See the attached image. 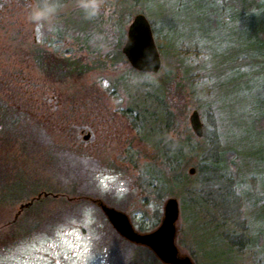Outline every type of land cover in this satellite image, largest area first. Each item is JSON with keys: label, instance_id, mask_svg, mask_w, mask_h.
I'll return each mask as SVG.
<instances>
[{"label": "rangeland", "instance_id": "374dc122", "mask_svg": "<svg viewBox=\"0 0 264 264\" xmlns=\"http://www.w3.org/2000/svg\"><path fill=\"white\" fill-rule=\"evenodd\" d=\"M54 1L0 0V95L23 110L29 124L14 147L0 141L8 167L0 169V199L18 173L26 182L38 179L60 191L27 211L0 200V224L17 220L3 230L12 237L6 246L1 243L0 264H137L135 251L146 246L121 235L100 203L124 212L132 228L145 234L163 223L169 197L179 202L174 226L181 256L195 264H264V178L258 170L264 168V133L247 124V117L264 109V76L244 75V63L236 61L247 38L253 39L252 20H225L224 0H138L135 9L149 20L161 54L162 68L148 79L165 81L175 127L169 136L194 133L190 115L197 109L205 136L212 137L209 149L224 153L228 133L227 149L237 153L240 165L237 172L224 167L200 172L194 165L195 174L174 194H154L140 167L152 152L142 134L162 118L146 92L132 99L124 89L125 75L126 83L135 82L127 74L130 66L80 69L54 79L37 66L32 49L55 47L45 42L55 36L47 21L53 24L81 5L67 0L60 8ZM45 5H55L56 16L51 13L38 26L30 15ZM58 45L72 50L66 66L77 59L93 63L74 38ZM175 46L189 52L181 55ZM135 105L149 123L143 133L130 124V115L135 117L129 108ZM243 177L255 188L240 183Z\"/></svg>", "mask_w": 264, "mask_h": 264}, {"label": "trees", "instance_id": "16d2710c", "mask_svg": "<svg viewBox=\"0 0 264 264\" xmlns=\"http://www.w3.org/2000/svg\"><path fill=\"white\" fill-rule=\"evenodd\" d=\"M66 1L56 0L51 4L60 3L59 7L61 8ZM102 1L103 3L101 2L98 13L94 16L89 15L81 6L73 8V10L67 12L65 15L61 13V15L56 16L53 13L58 22L59 20H63V24L56 22L55 18L53 24L47 21L49 25H52V32H54L55 36L47 37L45 42L46 45H55V47L54 50H47L44 46L38 47L36 51L32 49L37 66L50 79H54V76H59V74L61 75L59 78H64L80 69L89 71L93 68L116 69L123 64L130 66V70L133 73L128 70L127 74L134 75L135 82L126 83L129 77L125 75L124 89L132 99L137 96H139V99L143 98L144 96L141 95L143 91L146 92L145 97L158 110L159 118H162V120L158 119L159 124L154 125V128L148 130L147 124L149 123L148 121L146 122L144 114L141 113L143 109L137 105L129 108V112L132 111L135 117L134 119L130 115L132 119L130 124L142 133L144 129H147V133H143L142 135L143 139L151 144V160L144 162L141 166L139 162H136L135 165L143 167L145 180H148V188L154 194L158 191L174 194L176 188L184 183L187 184L191 178L190 173H187L189 172L187 171L189 165H195L200 172L205 168L219 171L223 167L224 170L232 168L237 172L240 168L238 160H236L238 155L232 149H227L229 147L228 139L230 138L228 133L224 134V153L223 151H218L217 148L209 149L208 146L211 143L212 137H206V132L203 137H198L192 132L188 133L185 137H182L180 133H178L177 137L169 136V131L175 127L172 122V111L167 109L166 91H164L166 90L165 81L163 79H148V77H151V73L133 68L122 52L127 39V25L138 14L135 9L138 0ZM225 9H228L226 15H224L227 21L232 22L237 19L252 20L249 24L251 28V32L249 33L253 39L247 38V48L244 47V50L237 55L236 61L241 64L244 63V75L250 72L252 75L259 74L260 76H264V0H224ZM71 17L74 19H71ZM73 31H77L78 34L74 35L71 33ZM70 37L80 42V47L83 51L86 50L92 55L93 63L81 64L82 62L77 59L66 66L65 62L68 63L72 50L66 49L65 51H61L57 45ZM182 49L180 50L175 46L173 50L181 55L189 52L187 48ZM28 54L32 55L30 49H28ZM91 57L88 58L90 59ZM146 78L148 81H142V79ZM3 99L0 95V141L5 143V145L8 144L9 147H14L17 139L21 137V129L26 130L29 124H24L25 120L23 118L25 113L23 110L16 107L13 108L7 99ZM247 118V124L250 129L251 125H253L256 130L263 131L264 133V109L260 114H252ZM200 141H203V144ZM11 142L13 146L10 144ZM1 154L2 152L0 151V169H7L8 167L4 164L2 160L4 157ZM196 158H199V160H195ZM262 159L264 166V158ZM258 170H260L264 178V168L262 167ZM235 175L237 174L235 173ZM252 178L256 179L254 176ZM249 179L243 177L238 181L246 184L250 189L255 188V185H253L254 181L252 182ZM45 185L47 187L43 190ZM54 189L57 188L45 182H40L38 179L26 182L24 177L18 173L17 180L10 185L9 192L2 194L1 199L5 203L20 204V211L23 209L27 211L33 207H35L34 209L39 208L45 200L50 199L49 197L53 193L60 192ZM242 191L248 190L243 188ZM247 193L249 194V192ZM14 222H17L16 218L11 222L5 221L0 224V247L1 243H4V246H6L7 240L12 237L11 234H3V230L7 226L15 224ZM36 227L37 225L35 224L29 227V234H33L32 231H35ZM137 249L133 256L134 262L137 264H161L159 258H157L150 248L149 250L146 247L140 246Z\"/></svg>", "mask_w": 264, "mask_h": 264}, {"label": "water", "instance_id": "95a60500", "mask_svg": "<svg viewBox=\"0 0 264 264\" xmlns=\"http://www.w3.org/2000/svg\"><path fill=\"white\" fill-rule=\"evenodd\" d=\"M147 17L139 13L133 18L127 31V39L123 46V53L133 68L149 73H157L162 68L161 54L154 40L153 30ZM193 132L198 137L205 133L204 123L200 113L195 109L190 115ZM89 138V134L85 139ZM196 168L189 169L195 174ZM179 202L176 197H169L165 205L164 219L161 226L145 234H140L132 228L128 216L111 206L101 202V208L107 215L113 227L125 238L150 248L162 262L168 264H195L189 256L179 254L176 238V220L179 217Z\"/></svg>", "mask_w": 264, "mask_h": 264}, {"label": "clouds", "instance_id": "9594fccd", "mask_svg": "<svg viewBox=\"0 0 264 264\" xmlns=\"http://www.w3.org/2000/svg\"><path fill=\"white\" fill-rule=\"evenodd\" d=\"M102 0H81V7L85 9L89 15L94 16L98 13ZM56 10L55 5L38 6L30 15V19L33 22H39L44 20L48 15Z\"/></svg>", "mask_w": 264, "mask_h": 264}]
</instances>
